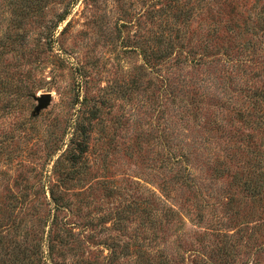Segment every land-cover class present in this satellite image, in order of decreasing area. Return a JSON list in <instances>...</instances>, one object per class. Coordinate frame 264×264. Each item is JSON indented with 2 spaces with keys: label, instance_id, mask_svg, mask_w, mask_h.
Segmentation results:
<instances>
[{
  "label": "rangeland",
  "instance_id": "rangeland-1",
  "mask_svg": "<svg viewBox=\"0 0 264 264\" xmlns=\"http://www.w3.org/2000/svg\"><path fill=\"white\" fill-rule=\"evenodd\" d=\"M0 264H264V0H0Z\"/></svg>",
  "mask_w": 264,
  "mask_h": 264
},
{
  "label": "water",
  "instance_id": "water-1",
  "mask_svg": "<svg viewBox=\"0 0 264 264\" xmlns=\"http://www.w3.org/2000/svg\"><path fill=\"white\" fill-rule=\"evenodd\" d=\"M49 99H50V94L49 93L43 94V96L41 98H39V100H38V105L41 106L42 104L48 102Z\"/></svg>",
  "mask_w": 264,
  "mask_h": 264
}]
</instances>
